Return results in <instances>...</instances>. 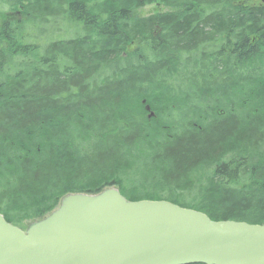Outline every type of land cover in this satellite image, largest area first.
I'll return each instance as SVG.
<instances>
[{
  "label": "trees",
  "instance_id": "16d2710c",
  "mask_svg": "<svg viewBox=\"0 0 264 264\" xmlns=\"http://www.w3.org/2000/svg\"><path fill=\"white\" fill-rule=\"evenodd\" d=\"M156 2L170 10L139 17L152 3L139 0L0 2L8 223L25 230L69 194L115 187L131 202L165 200L213 221L264 225V5ZM59 16L72 24L47 34L43 26ZM214 36L225 40L210 60L200 47ZM195 57L202 83L174 99L170 81ZM132 58L130 70L121 66ZM116 65L121 72L108 75Z\"/></svg>",
  "mask_w": 264,
  "mask_h": 264
},
{
  "label": "water",
  "instance_id": "95a60500",
  "mask_svg": "<svg viewBox=\"0 0 264 264\" xmlns=\"http://www.w3.org/2000/svg\"><path fill=\"white\" fill-rule=\"evenodd\" d=\"M0 264H264V225L213 221L165 200L131 202L108 188L65 196L25 231L0 214Z\"/></svg>",
  "mask_w": 264,
  "mask_h": 264
},
{
  "label": "rangeland",
  "instance_id": "374dc122",
  "mask_svg": "<svg viewBox=\"0 0 264 264\" xmlns=\"http://www.w3.org/2000/svg\"><path fill=\"white\" fill-rule=\"evenodd\" d=\"M258 3H260V0H254V4H258ZM2 8H4L5 11L7 10V6H5V5H3ZM167 10H170V9L164 5H161L159 2L154 1V2L149 3V4H145L141 8H137V14L139 15V17H146V16H150V15H153L156 13H163ZM51 22L52 23L43 26V30L47 34L49 32H52L53 29L55 28V35H57V34L63 35L64 29L67 26H69V24H72V23H68V20L66 18H62L60 16L55 17ZM133 48H134V46H131L129 49H133ZM132 60H133V58L130 61H125L124 63L121 64V66L122 67H128V69L130 70L137 63V61H133V64L131 66H127L126 64L131 62ZM195 60L200 61L199 58L195 57L194 60L190 61L191 63H189V65L187 66L185 71H184L185 62H183V70L182 71L185 73H183L180 77H177L173 82L170 81L171 83H173V88L175 89V92L169 91L168 94L171 95L174 99H182L183 97H185L186 94H192L193 93V90H194L193 82L195 80L198 81V78H200L199 76H193V75L199 74L201 77H203L204 67L201 64H199L194 69V67L196 65L193 64V62ZM121 69L122 68H120L119 65L111 66V67H108L106 69V73L109 75L110 73H112L114 71L121 72ZM129 74H132V73H129ZM198 82H199V84H201L202 78H200V80ZM201 86H203V85H201ZM97 87H100V85L98 84ZM171 88L172 87L170 86V88L168 90H170ZM92 95H95L94 98L99 97L96 90H94L92 92ZM200 104H203V102H201ZM210 104H212V102H210ZM175 120L181 121V120H183V116L180 113H177V114H175ZM26 226L28 227V224Z\"/></svg>",
  "mask_w": 264,
  "mask_h": 264
},
{
  "label": "flooded vegetation",
  "instance_id": "af4514ba",
  "mask_svg": "<svg viewBox=\"0 0 264 264\" xmlns=\"http://www.w3.org/2000/svg\"><path fill=\"white\" fill-rule=\"evenodd\" d=\"M209 39H210V40H208L209 44L207 46L200 47V53L203 54V55H206L205 53H208V51H211V52H209V56H210V60H211L212 58H214L213 54L220 53V51L222 49L220 47V45H221L222 41L225 40V39L222 38V37H215V36L211 37ZM212 50H214V51H212ZM202 58H206V57L203 56ZM203 60L206 61V59H203ZM219 65L220 64L214 62V65H213L214 67H212V68L216 69L217 67H220Z\"/></svg>",
  "mask_w": 264,
  "mask_h": 264
}]
</instances>
